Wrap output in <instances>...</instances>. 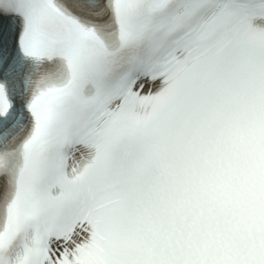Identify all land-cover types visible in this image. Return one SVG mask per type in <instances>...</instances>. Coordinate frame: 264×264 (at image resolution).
<instances>
[{"label": "snow or ice", "instance_id": "6c2138e0", "mask_svg": "<svg viewBox=\"0 0 264 264\" xmlns=\"http://www.w3.org/2000/svg\"><path fill=\"white\" fill-rule=\"evenodd\" d=\"M0 264H264V0H0Z\"/></svg>", "mask_w": 264, "mask_h": 264}]
</instances>
